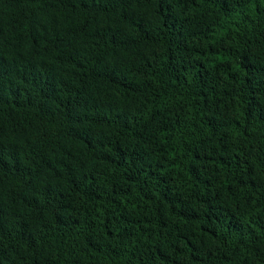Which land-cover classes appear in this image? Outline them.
<instances>
[{
	"label": "trees",
	"instance_id": "trees-1",
	"mask_svg": "<svg viewBox=\"0 0 264 264\" xmlns=\"http://www.w3.org/2000/svg\"><path fill=\"white\" fill-rule=\"evenodd\" d=\"M0 264H264V0H0Z\"/></svg>",
	"mask_w": 264,
	"mask_h": 264
}]
</instances>
